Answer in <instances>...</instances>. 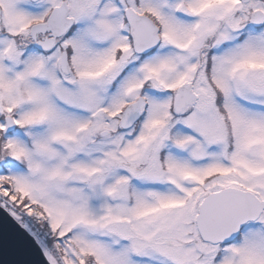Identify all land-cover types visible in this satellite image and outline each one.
<instances>
[{"label":"snow or ice","instance_id":"6c2138e0","mask_svg":"<svg viewBox=\"0 0 264 264\" xmlns=\"http://www.w3.org/2000/svg\"><path fill=\"white\" fill-rule=\"evenodd\" d=\"M0 214L18 264H264V0H0Z\"/></svg>","mask_w":264,"mask_h":264},{"label":"water","instance_id":"95a60500","mask_svg":"<svg viewBox=\"0 0 264 264\" xmlns=\"http://www.w3.org/2000/svg\"><path fill=\"white\" fill-rule=\"evenodd\" d=\"M7 223L10 222H6V219L4 222H0V264H18L19 257L12 252L7 244Z\"/></svg>","mask_w":264,"mask_h":264}]
</instances>
